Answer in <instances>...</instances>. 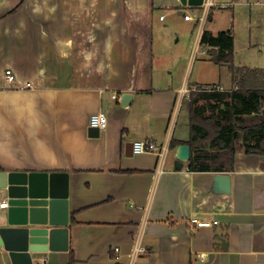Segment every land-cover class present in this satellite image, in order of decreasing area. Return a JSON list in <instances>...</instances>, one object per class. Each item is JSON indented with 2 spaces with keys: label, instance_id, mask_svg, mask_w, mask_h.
<instances>
[{
  "label": "crops",
  "instance_id": "0c3cea01",
  "mask_svg": "<svg viewBox=\"0 0 264 264\" xmlns=\"http://www.w3.org/2000/svg\"><path fill=\"white\" fill-rule=\"evenodd\" d=\"M213 1L207 28L204 9L180 0H0V170L69 173L70 246L37 253L39 263L264 264V154L238 150L231 171L176 168L191 136L178 129L186 105L191 113L181 89L202 87L154 66L150 34L168 15L195 21L199 41L208 29L235 42L236 19L256 9L264 22V0ZM7 67L20 87L6 82ZM99 112L108 124L98 132L90 117ZM145 139L168 145L166 156L135 154ZM217 173L230 176L229 193L215 191ZM0 264H11L1 246Z\"/></svg>",
  "mask_w": 264,
  "mask_h": 264
},
{
  "label": "trees",
  "instance_id": "16d2710c",
  "mask_svg": "<svg viewBox=\"0 0 264 264\" xmlns=\"http://www.w3.org/2000/svg\"><path fill=\"white\" fill-rule=\"evenodd\" d=\"M200 44L208 48L213 62L229 66L236 86L227 91L191 92V136L187 141L191 156L187 162L192 171H231L238 150L264 154V70L234 64L230 31L204 29ZM200 99L204 104L196 106ZM175 145L172 141L171 147ZM261 168L264 170V162ZM74 261L72 258L69 264Z\"/></svg>",
  "mask_w": 264,
  "mask_h": 264
},
{
  "label": "water",
  "instance_id": "95a60500",
  "mask_svg": "<svg viewBox=\"0 0 264 264\" xmlns=\"http://www.w3.org/2000/svg\"><path fill=\"white\" fill-rule=\"evenodd\" d=\"M180 1L186 7L204 4V0ZM131 98L130 92L124 93L121 103L127 105ZM93 128L99 132L97 127ZM190 156V145L180 144L176 168L181 169ZM214 189L229 193L230 176L217 173ZM0 191L9 202L6 222L0 225V246L7 252L11 264H39L37 253L69 249L68 172L0 170Z\"/></svg>",
  "mask_w": 264,
  "mask_h": 264
},
{
  "label": "rangeland",
  "instance_id": "374dc122",
  "mask_svg": "<svg viewBox=\"0 0 264 264\" xmlns=\"http://www.w3.org/2000/svg\"><path fill=\"white\" fill-rule=\"evenodd\" d=\"M256 11L257 14H254L253 19L245 13L240 20L235 21L233 62L239 68L264 70V22L258 14L259 11L257 9ZM189 12L194 14L199 11L196 8L189 9ZM225 16V13H222V21L225 20ZM156 23L159 24V22ZM164 24L154 25L153 32L150 34L155 68L161 65L170 80L178 81L183 78L182 80L188 83L198 82L202 88L217 83L224 88L232 89L234 82L229 66L208 60L210 53L200 44V27L195 25V21L186 23L182 19L177 20L172 14L168 15ZM210 25V22L207 24L206 21L205 26L208 28ZM155 70L157 71V68ZM4 76L7 82L6 69ZM12 85L20 87L22 84L17 80ZM222 106L225 108L224 104ZM188 110L186 105L180 116L178 129L188 131L189 138Z\"/></svg>",
  "mask_w": 264,
  "mask_h": 264
},
{
  "label": "built area",
  "instance_id": "2783aa9c",
  "mask_svg": "<svg viewBox=\"0 0 264 264\" xmlns=\"http://www.w3.org/2000/svg\"><path fill=\"white\" fill-rule=\"evenodd\" d=\"M213 5H215V2L213 0H204L203 6H200L204 9L203 15H201L199 18L200 26L204 25V23L208 17V10ZM184 14H185V16H184L185 19H187V20L193 19V16L188 11H185ZM161 19H164V15H161ZM6 78H7V83L9 84V86H11V84H13L15 81H17V76H16L15 72L9 67L6 68ZM22 87L23 88H30L31 83L27 82ZM199 89H203L206 91H227V90H230V89L224 88L221 84H214L212 86H206L205 88H199ZM194 90H198V89L186 86V87H183L181 89V93H183L184 95L191 98V92ZM114 96L117 97V94H114ZM107 124H108V118L104 113H101V112L93 113L90 117V125L92 127H97L99 130L105 128L107 126ZM168 148H169L168 145L167 146H159L157 143H155L151 139L136 140L133 143V151L135 154H142V153L157 154L162 159L166 156V154L168 152ZM1 197H2V192L0 191V199H1ZM8 206H9V202L7 199L0 200V208H8ZM192 221L201 227L212 226L214 223L217 222L216 220L213 223L210 220H198V219H193ZM115 249L119 250V247H116ZM138 250H140V248ZM46 261H47V256L44 255L41 257L39 264H45Z\"/></svg>",
  "mask_w": 264,
  "mask_h": 264
}]
</instances>
